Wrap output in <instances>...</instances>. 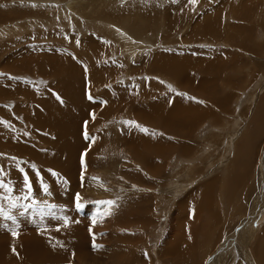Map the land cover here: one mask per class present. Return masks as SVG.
<instances>
[{"label": "rangeland", "instance_id": "374dc122", "mask_svg": "<svg viewBox=\"0 0 264 264\" xmlns=\"http://www.w3.org/2000/svg\"><path fill=\"white\" fill-rule=\"evenodd\" d=\"M263 173L264 0H0V264H264Z\"/></svg>", "mask_w": 264, "mask_h": 264}, {"label": "bare ground", "instance_id": "6f19581e", "mask_svg": "<svg viewBox=\"0 0 264 264\" xmlns=\"http://www.w3.org/2000/svg\"><path fill=\"white\" fill-rule=\"evenodd\" d=\"M178 7H179V6H178ZM172 8H173V7H172ZM175 10H176V9H175ZM203 11H204V10H203ZM178 13H179V12H177V14H178ZM179 15H181V14L179 13ZM177 16H178V15H177ZM207 20H208V19H207ZM124 21H125V19H124ZM127 21L129 22V19H127ZM125 22H126V21H125ZM128 22H126V23H128ZM94 26H95V25H94ZM141 31H142V30H141ZM142 33H144V32H142ZM192 35H193V34H192ZM92 38H93V39H92V42L87 40V44H86V45H87V47H88V42H89V44H93V46H94L93 48H94V49L92 50V51H93V55H92V56L96 57V59H97L98 56H99V53L102 52V51H101V48H100V45H101L102 43H101V44H98L100 40H99L97 37H95V38L92 37ZM100 42H101V41H100ZM102 45H103V44H102ZM102 45H101V47H102ZM129 45H130V44H129ZM89 46H90V45H89ZM104 46H105V45H104ZM132 48H133V47H132ZM87 49H88V48H87ZM133 49H135V48H133ZM103 50H104V48H103ZM62 51H64V50H62ZM88 53H90V51H89ZM66 55H67V54H66ZM158 57H160V55H159ZM158 57L156 58L157 60H156L155 63H153L154 61L152 62L153 64H151V66H154L155 64L158 63V68L161 69V70H163V71L166 72V73H170V74H171V72H172L173 74H176V75H177V74H178L177 70H182V71L180 72L181 74L183 73L182 75H184V73H186V71H183V70L187 69V66H185L184 64L177 65V64H175L176 62H173V61L169 63V61L166 60V59H169L168 57H164V56H162V57H160V58H158ZM163 57H164V58H163ZM171 58H172V57H171ZM153 59H154V58H153ZM192 59H193V58H192ZM174 60H175V59H174ZM177 60H179V59H177ZM166 61H168V62H166ZM197 62H199V61L197 60ZM197 62L194 63L193 60H192V64H191L190 67H193L194 64H198V65L201 64L200 62H199V63H197ZM181 63H182V62H181ZM193 63H194V64H193ZM7 64H8V62H7ZM7 64H6V65H7ZM9 64H10V63H9ZM30 65H31V64H30ZM93 65H94V70L96 71V73H95V71H94L95 74L93 73V80H95L94 82H96L97 80H101V79L103 78L102 75L104 74V72H102V71H101L102 68H99L96 64H93ZM204 65H205V64H204ZM201 66H203V64H202ZM9 67H10V66H9ZM48 67H49V66H48ZM5 68H6V67H4V69H5ZM10 68H11V67H10ZM135 68H136V67H135ZM137 68H138V67H137ZM205 68H207V67L205 66ZM205 68H204V69H205ZM92 69H93V68H92ZM83 70H84V68H83ZM136 70H138V69H136ZM187 70H188V69H187ZM190 71H192V69H191ZM203 71H204V70H203ZM180 73H179V74H180ZM49 74H50V73H49ZM187 75H188V74H187ZM52 76L55 77V74H54V75L52 74ZM180 77H181V75H180ZM188 77H189V75H188ZM55 79H56V78H55ZM63 79H64V78H63ZM56 80H57V79H56ZM57 81H59V80H57ZM203 82H204V81H203ZM182 84H183V83H182ZM193 85H194V84H193ZM185 86H186V85H185ZM195 87H196V86H195ZM70 88H71L70 85H68L67 87H63L64 91H68ZM186 88H187V87H186ZM187 89H188V88H187ZM69 91H70V90H69ZM71 91H72V90H71ZM72 92H73V91H72ZM119 92H123V91H119ZM25 93H26V92H25ZM64 93H65V92H64ZM67 93H68V92H67ZM69 93H70V92H69ZM105 94H106V93H105ZM123 95H124V94H123ZM123 95H120V96L118 97V98H119V101H118V103H117V104H118V107H121L122 105L124 106V104H125V101H126V100L123 99V98L125 97V96H123ZM29 96H30V95H29ZM66 96H67V95H66ZM107 96H109V95H107ZM69 97L71 98V96L68 95L67 98H69ZM116 97H117V96H116ZM106 98H108V97H106ZM118 98H117V99H118ZM82 99H84V97H82ZM110 99H111V97H110ZM114 99H115V98H114ZM117 99H116V100H117ZM96 101H98V99H96ZM96 101H95V102H96ZM74 102H75V101H74ZM74 102H73V104H74ZM76 102H77V101H76ZM83 102L85 103L84 100H83ZM115 102H116V101H114L113 104H114ZM86 103H87L89 106H91V105L93 106V103H91V105H90V103L87 102V101H86ZM123 103H124V104H123ZM94 104H95V103H94ZM96 104H97V103H96ZM110 104H111V103H110ZM75 105H76V103L74 104V106H75ZM115 105H116V104H115ZM96 106H97V105H96ZM252 106H253V105H252ZM112 107H114V106L112 105ZM162 107H163V106H162ZM93 108H94V106H93ZM150 108H151V107H150ZM162 109H163V108H162ZM164 109H165V107H164ZM152 110H153V109H152ZM144 111H145V110H144ZM154 111H155V110H154ZM157 111H158V110H157ZM167 111H168V110H167ZM171 111H172V110H171ZM146 112H147V111H146ZM141 113H142V111L138 112L139 115H140ZM170 113H171V112H170ZM138 114H137V115H138ZM172 115H173V114H172ZM261 115H262V114H261ZM173 116H174V115H173ZM262 117H263V116H262ZM147 118H148V117H145V119H147ZM169 119H170V118H168V117H166V119H163V118L161 117L160 119H156V121L158 122V121L160 120V121H161V124H163V127L168 128V127H167L168 125H169V126L172 125V124L170 123V120H169ZM260 119H261V118H260ZM260 119H259V120H260ZM153 121H154V119H153ZM171 121L173 122V120H171ZM154 122H155V121H154ZM259 123H260V122H259ZM180 126H181V125H180ZM70 140H71V139H70ZM74 141H75V140H74ZM81 142H82V141H81ZM75 144H76V143H75ZM80 144H81V143H80ZM75 146H76V145H75ZM129 147H130V145H129ZM79 148H80V147H79ZM132 149H137V147L134 146V147H132ZM253 149H254V147H252L251 151H252ZM73 150H75V148H74ZM76 150H77V149H76ZM251 151H250V153H251ZM134 152H135V151H134ZM137 152H138V151L136 150V153H137ZM250 153L247 154V155H241L239 158H240V159H243V160H245V161H247V162H250ZM164 154H165V153H164ZM137 155H138V153H137ZM239 158H236V159L233 160L234 164H237V165H238V159H239ZM245 163H246V162H245ZM63 165H66V164H63ZM67 166H68V165H67ZM64 167H65V166H64ZM236 167H238V166H236ZM240 167H242V166H240ZM67 168H68V167H67ZM243 168H244V167H243ZM239 171H240V170H239ZM242 172H243V174H245L244 171H242ZM249 172H250V171H249ZM263 174H264V173H263ZM244 176H245V175H244ZM230 177H231V176H230ZM210 183H211V185L208 186L210 189H209V188H208V189L210 190L209 194L211 195V194L213 193V192H212V189H214V191H215V189H216L215 187H216V186H214L215 184H214L212 181H211ZM244 186H245V185H244ZM206 187H207V186H206ZM232 187H233V186H232ZM229 188H230V185H229V187H228V190H229ZM263 188H264V186H263ZM263 188L261 187V191H262ZM229 191H230V190H229ZM229 191H228V192H229ZM205 192H206V191H205ZM206 193H207V192H206ZM262 193H264V192H262ZM228 194H229V193H228ZM69 195H70V194H69ZM207 195H208V194H207ZM67 196H68V195H67ZM67 196H66V197H67ZM228 196H230V195H228ZM262 196H263V194H262ZM262 198H263V197H262ZM64 199H66V198L64 197ZM230 199H231V197H230ZM61 200H62V199H61ZM69 200H70V199H69ZM263 200H264V199H263ZM12 201H13V200H12ZM259 201H260V200H259ZM4 202H5V201H4ZM211 202H212V201H210V199L206 197V199H205V203H203V202H202V203L205 204V205H207V204H209V203H211ZM9 203H10L9 200H7L5 203H2V205L0 206V209H2V210L5 209L6 206H9ZM66 203H68V202H66ZM260 203H261V202H260ZM11 205H12V204H11ZM66 205H67V204H66ZM12 206H13V205H12ZM258 206H259V205H258ZM207 207H208V206H207ZM235 207L237 208L238 206H235ZM261 207H262V203H261ZM261 207H259L258 209L261 210V209H262ZM6 208L8 209V207H6ZM11 208H12V207H11ZM13 208H14V207H13ZM252 208H253V207H252ZM30 209H31V208H30ZM258 209H256V210H258ZM2 210H1V211H2ZM253 210H254V209H253ZM253 210H252V212H253ZM260 210H258V211H260ZM6 211H7V210H6ZM8 211H10V210L8 209ZM254 211H255V210H254ZM11 212H12V211H11ZM58 212H59V211H58ZM1 213H5V212H1ZM55 213H56V212H55ZM206 213H207V212H206ZM235 213H236V212H235ZM253 213H255V212H253ZM257 213H258V212H257ZM6 214H7V213H6ZM10 214H11V213H10ZM10 214L8 213V215H5V214L0 215V220H1V218H3L2 216L5 215V216L7 217V216H9ZM53 214H54V213H53ZM199 214H200V213H199ZM247 214H248V213H247ZM11 215H13V213H12ZM255 215H256V214H255ZM258 215H259V214H258ZM261 215H263V214H261ZM5 216H4V217H5ZM6 217H5V218H6ZM60 217H61V216H60ZM258 217H259V216H258ZM8 218H10V217H8ZM260 218H262V216H261ZM245 219H246V218H245ZM6 220H8L7 222H8L9 224L12 223V222H9L10 219H4V221H6ZM55 220H56V219H55ZM61 220H62V219H61ZM240 220H241V219H240ZM1 221H2V220H1ZM10 221H11V220H10ZM12 221H13V220H12ZM45 221H46V220H45ZM47 221H48V219H47ZM58 221H60V220L58 219ZM13 222H14V221H13ZM25 222H26V221H25ZM41 222H42V221H41ZM43 222H44V221H43ZM235 222H236V221H235ZM239 222H240V221H239ZM33 223H34V222H33ZM37 223H38V222H37ZM39 223H40V222H39ZM39 223H38V224H39ZM44 223H45V222H44ZM2 224H3V223H2ZM2 224H1V225H2ZM4 224H6V223H4ZM34 224H35V223H34ZM41 224H42V223H41ZM229 224H230V223H229ZM42 225H43V224H42ZM234 225H235V224H234ZM10 226H13V225L10 224ZM229 226H230V225H229ZM231 226H232V225H231ZM0 227H1V226H0ZM25 227H26V226H25ZM232 227H233V226H232ZM232 227H231V228H232ZM235 227H236V226H235ZM7 228H8V227H7ZM20 228L23 229L21 226H20ZM45 228H46V227H45ZM2 229H3V231H5L4 228H3V226H2ZM5 229H6V228H5ZM10 229H11V228H10ZM17 229H18V228H17ZM30 229H31V228H30ZM42 229H43V228H42ZM222 229H223V228H222ZM224 229H225V228H224ZM224 229H223V230H224ZM18 230H19V229H18ZM25 230H26V228H25ZM25 230H22V233H23V231H25ZM39 230H40V229H39ZM230 230H231V229H230ZM242 230H243V229H242ZM31 231H33V230H31ZM48 231H49V230H48ZM16 232H17V231H16ZM27 232H28V231H27ZM42 232H43V231H42ZM6 233H7V232H6ZM10 233H11V232H10ZM19 233H20V232H19ZM28 233H29V232H28ZM28 233H27V234H28ZM32 233H33V234L30 233V235H32V236L34 235L33 237H35V232H32ZM238 233H239V232H238ZM7 234H8V233H7ZM25 234H26V232H25ZM49 234H50V233H49ZM262 234H263V233H262ZM2 235H3V234H2ZM15 235H16V234H15ZM20 235L22 236L21 233H20ZM54 235H55V234H54ZM10 236H11V235L9 234V237H10ZM12 236H13V235H12ZM23 236H25V235L23 234ZM23 236H22V237H23ZM36 236H38V234H37ZM45 236H48V235L46 234ZM52 236H53V234H52ZM246 236H247V235H246ZM9 237H8V238H9ZM25 237H27V236H25ZM28 237L30 238V236H28ZM38 237H39V236H38ZM38 237H37V238H38ZM41 237H42V236H41ZM172 237H173V236H172ZM37 238H35V239L33 238V239L36 240ZM42 238H43V237H42ZM47 238H49V237H47ZM263 238H264V237H263ZM6 239H7V238H6ZM14 239H15V238H14ZM20 239H22V242H23V240H24L25 238H24V239H23V238H20ZM27 239H28V238H27ZM39 239H40V238H38V240H39ZM31 240H32V237H31ZM244 240H245V238H244ZM263 240H264V239H263ZM17 241H18V240H17ZM24 241H25V240H24ZM36 241H37V240H36ZM44 241H45V240H44ZM44 241H43V242H44ZM245 241H246V240H245ZM261 241H262V239H261ZM28 242H29V240H28ZM262 242H264V241H262ZM34 243H35V241H34ZM26 244H27V243L24 244L25 247L30 245V244H29V245H26ZM31 244H32V243H31ZM228 244H229V243H228ZM244 244H245V242H244ZM38 245H40V244H39V241H38ZM257 245H258V244H257ZM5 246H6V244H4V247H5ZM258 246H259V245H258ZM260 246H261V244H260ZM0 247H1V246H0ZM34 247H35V246H34ZM36 247H38V246L36 245ZM43 247H44V246H43ZM165 247H166V245L163 247V249H164ZM167 247H168V253H169V254H170V252L172 253V248L169 247L168 244H167ZM20 248H21V247H20ZM26 248H27V247H26ZM2 249H3V248H2ZM17 249H18V247H17ZM22 249H23V248H22ZM29 249H30L31 251L34 250L33 252L35 253V250H36V249H34V248H33V249L29 248ZM44 249H45V248H44ZM163 249H162V250H163ZM259 249H260V248H259ZM9 250H10V249H9ZM9 250H8V251H9ZM15 250H16V249H15ZM20 250H21V249H20ZM23 250H27V249L24 248ZM38 250L43 252L42 249H39V248H38ZM38 250H37V254H38V252H39ZM46 250H47V249H46ZM260 250H264V244L261 246V249H260ZM5 251H6V250H5ZM27 251H28V250H27ZM14 252H15V251H13V253H14ZM16 252H17V251H16ZM16 252H15V253H16ZM19 252H20V251H19ZM28 252H29V251H28ZM28 252H27V253H28ZM33 252L31 253V256H32ZM42 252H40V254L44 255V254H43L44 252H43V253H42ZM11 253H12V252H11ZM20 253H21V252H20ZM262 253H263V252H262ZM262 253H261V254H262ZM3 254H4V253H3ZM21 254H22V253H21ZM35 254H36V253H35ZM45 254H46V253H45ZM1 255H2V253H1ZM15 255H16V254H15ZM38 255H39V254H38ZM29 256H30V254H29ZM254 256H255V255H254ZM259 256H260V254H259ZM58 257H59V256H58ZM260 257H261V256H260ZM263 257H264V255H263ZM263 257H261V258H262V260L264 261V258H263ZM29 258H30V257H29ZM33 258H34V255H33ZM39 258H40V255H39ZM35 259H36V258H35ZM37 259H38V258H37ZM37 259H36V260H37ZM55 259H56V258H55ZM84 259H85V258H84ZM2 260H3V259H2ZM38 260H39V259H38ZM40 260H41V259H40ZM33 261H34V260H33ZM82 261H83V260H82ZM260 261H261V260H260ZM0 262H1V261H0ZM40 262H41V261H40ZM258 262H259V260H258ZM30 263H31V262H30ZM46 263H47V262H46ZM48 263H51V264H57L53 259H50V260L48 261ZM31 264H32V263H31ZM34 264H35V263H34Z\"/></svg>", "mask_w": 264, "mask_h": 264}, {"label": "snow or ice", "instance_id": "6c2138e0", "mask_svg": "<svg viewBox=\"0 0 264 264\" xmlns=\"http://www.w3.org/2000/svg\"><path fill=\"white\" fill-rule=\"evenodd\" d=\"M192 2L193 3H195L196 2V0H192ZM170 88H171V86H169ZM181 95H183V94H181ZM58 99H59V97H58ZM89 99H91V96L89 97ZM129 123H135V122H129ZM136 127H140V125H138V124H136ZM142 131H144V132H147L148 131V129H146V128H143V129H141ZM85 136H87V133H85ZM14 159V158H13ZM25 183H27V176H25ZM0 187H5V185L2 183V182H0ZM30 187V186H29ZM10 190V189H9ZM45 190H47L46 188H45ZM16 233L15 232H13V235H15ZM94 247H95V245H94Z\"/></svg>", "mask_w": 264, "mask_h": 264}]
</instances>
